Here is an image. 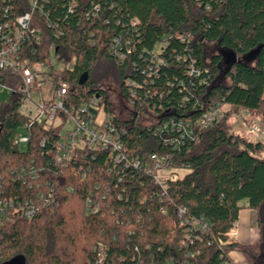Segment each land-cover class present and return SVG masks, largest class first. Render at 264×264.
I'll return each mask as SVG.
<instances>
[{
	"label": "trees",
	"instance_id": "1",
	"mask_svg": "<svg viewBox=\"0 0 264 264\" xmlns=\"http://www.w3.org/2000/svg\"><path fill=\"white\" fill-rule=\"evenodd\" d=\"M37 1L42 41L25 50L39 60L54 45L73 64L60 76L74 103L100 97L109 113L113 105L93 77L100 67L114 69L135 114L148 108L158 116L146 128L137 118L115 117L127 131L129 160L169 155L186 174L163 192L141 166H116L103 152L59 168L42 146L53 132L40 126L19 148L26 120L18 81L0 71V85L16 90L8 102L0 97V264H101L98 243L107 248L105 264H236L233 251L248 264H264V142L233 134L226 120L195 127L184 140L172 130L217 106L264 113V0ZM30 10L29 0H0V27ZM117 38L122 63L111 52ZM210 45L215 51L208 55ZM41 195L53 202L44 205ZM31 204L40 211L29 220L24 212ZM245 209L256 212L257 244L228 236ZM201 219L207 229L192 230L190 223Z\"/></svg>",
	"mask_w": 264,
	"mask_h": 264
},
{
	"label": "built area",
	"instance_id": "2",
	"mask_svg": "<svg viewBox=\"0 0 264 264\" xmlns=\"http://www.w3.org/2000/svg\"><path fill=\"white\" fill-rule=\"evenodd\" d=\"M72 1L75 3V0ZM29 3L31 10L28 13L16 17L14 23L8 22L0 27V71L16 76L18 82L15 84L19 87L17 92L21 103L20 112L26 120L18 133L15 144L21 149L26 147L32 128L40 126L53 132L51 139L42 141V146L47 147L44 154L56 167H67L75 157L85 158L88 154L103 152L116 166L120 164H125L126 168L141 166L146 173L152 176L156 185L165 192L167 183L182 177L179 171H186V169L174 167L169 155L153 154L144 161L129 160L122 139V135L127 131L119 128L115 120V117H118L116 113L107 112L100 97L92 99L87 104L76 105L74 103L70 83L60 76L72 70L73 64L62 58L54 45L49 48L47 55L40 56L39 60L33 59L35 53L31 55L25 50L24 47L29 42L39 45L42 41V27L35 15L38 1L29 0ZM126 47V51L130 52L129 47L127 45ZM111 52L115 55L117 62L124 61L125 53L121 38L115 39ZM5 91L9 94L16 92L12 86L0 85V92ZM127 102L133 107L131 102ZM134 118H137V113L128 121ZM223 118L221 108L212 107L196 122L181 121L177 126L174 125L172 130H176L180 139L184 140L195 134V127L207 128ZM69 123L71 126L67 127ZM21 130L26 131V134ZM254 132L255 130H252V133ZM163 172L167 174L164 175ZM39 200L44 202V205L53 202L52 195L48 198L41 195ZM88 204L91 206L90 202ZM39 211L38 204H31L25 210L24 215L31 220ZM94 212H98V208ZM2 213L3 207L0 202V215ZM183 213L182 210L181 215ZM185 223L188 222L185 221ZM190 225V228L195 231H205L208 227L204 219L193 221ZM190 236L189 230L187 237ZM228 236L238 241L235 228L228 233ZM220 244L223 245V241L220 240ZM96 252L99 263L105 264L107 255L105 244L98 243Z\"/></svg>",
	"mask_w": 264,
	"mask_h": 264
},
{
	"label": "rangeland",
	"instance_id": "3",
	"mask_svg": "<svg viewBox=\"0 0 264 264\" xmlns=\"http://www.w3.org/2000/svg\"><path fill=\"white\" fill-rule=\"evenodd\" d=\"M164 46H158L160 51ZM215 51V46L210 45L208 55H211ZM93 79L100 88H103L107 93L111 104L113 105L114 112L122 120L132 119L135 110L133 107L123 98L120 91V80L114 71V69L104 66L100 67L94 74ZM9 93L7 91L0 94L3 102L9 101ZM224 114L223 121L226 120V126L233 134L243 137L253 142H264V113L258 114L249 113L245 110H235L229 106H223L221 108ZM138 124L141 128L151 127L158 121V116L155 112L148 108L137 113ZM221 120V121H222ZM71 126L69 123L67 127ZM252 130H255L252 133ZM24 134V132L21 130ZM166 175V172H163ZM181 176L186 174V171L180 170Z\"/></svg>",
	"mask_w": 264,
	"mask_h": 264
},
{
	"label": "crops",
	"instance_id": "4",
	"mask_svg": "<svg viewBox=\"0 0 264 264\" xmlns=\"http://www.w3.org/2000/svg\"><path fill=\"white\" fill-rule=\"evenodd\" d=\"M238 241L243 244H257L261 240V234L257 227L256 212L253 210H241L239 221L235 227ZM230 257L236 264H248L243 254L237 251L230 253Z\"/></svg>",
	"mask_w": 264,
	"mask_h": 264
},
{
	"label": "water",
	"instance_id": "5",
	"mask_svg": "<svg viewBox=\"0 0 264 264\" xmlns=\"http://www.w3.org/2000/svg\"><path fill=\"white\" fill-rule=\"evenodd\" d=\"M87 78H88V75L87 74H84L82 77H81V84H84L85 83V81L87 80ZM4 264H22L21 263V260L20 259H14V260H12V261H10V262H6V263H4Z\"/></svg>",
	"mask_w": 264,
	"mask_h": 264
}]
</instances>
